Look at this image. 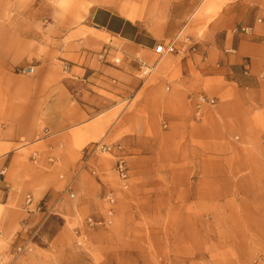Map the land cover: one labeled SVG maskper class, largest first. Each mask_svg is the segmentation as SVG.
I'll list each match as a JSON object with an SVG mask.
<instances>
[{"label": "rangeland", "instance_id": "374dc122", "mask_svg": "<svg viewBox=\"0 0 264 264\" xmlns=\"http://www.w3.org/2000/svg\"><path fill=\"white\" fill-rule=\"evenodd\" d=\"M92 1L0 0V143L23 157L29 164L21 163L28 181L37 182L7 185L9 171L2 167L1 197L13 206L27 194L44 200V207L56 201V212L46 218L42 210L37 211L39 216L23 219L28 227L26 248L15 259L7 254L4 260L15 264H264V151L254 145L255 138L241 149L234 129L229 136L207 142L190 138L189 127L196 129L195 121L201 119L191 118L189 106L185 111L176 106L167 127L162 115L145 120L135 113L125 117V109L139 108L140 96L128 80L127 86H132H126L128 95L106 113L97 114L95 120L110 119L93 139L121 140L127 147L126 189L111 172L107 154L100 157L102 170L107 171L103 182L84 174L75 197L70 196L71 190L65 192L67 178L60 177L68 166L39 165L42 155L35 149H45L36 145L43 134L41 100L57 77L74 89L77 79L72 67L84 61L79 62L72 43L87 36L83 23ZM115 55L121 57L119 52ZM182 63L181 58L172 62L178 70L174 77L181 76ZM31 66L33 72L25 71ZM155 75L148 77L149 82L156 80ZM204 92L192 89L188 96ZM254 121L264 130V117L257 115ZM11 138L13 143L5 142ZM41 179L53 192L40 193L48 186ZM106 190H115L117 214L109 225L86 228V245H77L75 227L85 228L88 215L102 217ZM75 203L80 216L73 211ZM4 244L0 237V255L7 251Z\"/></svg>", "mask_w": 264, "mask_h": 264}, {"label": "crops", "instance_id": "0c3cea01", "mask_svg": "<svg viewBox=\"0 0 264 264\" xmlns=\"http://www.w3.org/2000/svg\"><path fill=\"white\" fill-rule=\"evenodd\" d=\"M84 19L83 26L88 28L86 38L76 45L72 43V47L77 48L79 62L84 61V64L72 67L77 79L74 89L68 88L67 82L57 77L55 86L42 98L43 134L36 145L45 146V149H35L41 152V167L68 166L60 174L62 179L67 178L65 192L71 190L69 194L75 195L84 174L103 182V174L107 171L102 170L100 157L106 153L95 152L86 166L84 159L96 141L93 138L108 126L110 119L105 116L95 120V117L106 113L128 95L129 81L134 84L136 95L140 93L137 98L139 108L125 109V117L135 113L145 120L147 116L158 118L162 115L164 127H167L176 106H182L183 111L189 106L191 118L201 119L195 121L196 129L192 125L189 127L190 138L207 142L229 136L234 129L238 132L241 149L252 144L255 138L254 145L264 151V130L254 121L257 115L264 117V0H95L87 6ZM241 26H249L252 31H235ZM169 41H173L180 51L159 57L155 47ZM86 43L89 46H85ZM101 52L103 58L99 56ZM117 52L121 57L115 55ZM115 57L120 58L119 62L114 61ZM139 57L154 65L147 76L155 73L154 82H149L151 76L145 81L138 78L136 58ZM178 58L183 62L179 68L181 76L174 77L178 70L172 62ZM192 89L206 91L205 94L217 99L216 104L203 106L200 115L196 116V96H188ZM53 94L55 97L51 99ZM99 140L123 143L121 140ZM5 142L13 143L14 138ZM4 147L0 143V169L5 168L10 175L6 184H36L27 179L21 163L24 167L29 164L23 157L11 146ZM123 153L128 158L125 145ZM46 155L53 156L54 160ZM109 161L112 168L114 160L110 155ZM93 167L97 169V175L91 173ZM39 182L48 185L40 193L53 192L46 180ZM3 185L0 181V205L3 206L0 209V237H4L3 248L7 251L0 255V263L8 264L10 260L3 257L13 256L16 246L28 237L26 218L32 219L40 213L33 210L32 204L29 206L31 211H27L25 199L15 204L17 207L10 199L3 200ZM64 196L65 193L62 198ZM102 201L100 210L104 216L107 206L104 196ZM114 210L116 215V205ZM73 211L80 216L77 203ZM20 218L26 220L21 222Z\"/></svg>", "mask_w": 264, "mask_h": 264}, {"label": "built area", "instance_id": "2783aa9c", "mask_svg": "<svg viewBox=\"0 0 264 264\" xmlns=\"http://www.w3.org/2000/svg\"><path fill=\"white\" fill-rule=\"evenodd\" d=\"M241 30L243 32L249 33L252 31V28L249 26H241L235 28V31ZM180 49L176 48L173 41H169L166 43H160L155 47V52L158 53L159 57L168 54V53H174L179 52ZM100 58L104 57L103 52L99 54ZM120 58L115 57L114 61L119 62ZM137 62L139 65L138 68V76L142 79L146 78L149 74L152 73L154 69V65L149 64L144 58H137ZM34 68L27 67L25 71L28 73L33 72ZM166 89H169V86L166 85ZM217 102V99L213 96H209L205 93H199L196 95L195 98V114L196 116L200 115L201 109L205 105L214 106ZM124 145L121 142H115V143H109L105 142L103 140H97L92 143V145L89 147L86 157L84 159V166L89 164V159L92 154L95 152L98 153H106L113 157L114 163L112 166V170L116 174L117 178L120 182V187L122 189L128 188L129 185V166L128 161L126 158V154L123 153ZM34 162L38 161V154L34 153L32 157ZM50 160H54L53 156L50 157ZM5 170H2L1 172H4ZM91 173L94 175H97V169L91 168ZM74 194H70V196H73ZM105 200L107 202V207L105 210V215L99 218H96L93 215H88L84 218V227H75V234H76V244L79 246H85L88 241V232L86 228L94 227V226H106L112 223L113 216L115 214L114 205L116 202V193L115 190H108L105 194ZM25 203L27 205V211H31V207H29L31 204L33 205L34 211H42L44 217L46 218L47 215L51 213L56 212V201L54 203L49 204V206H46V202L44 200H35L31 194H27L25 197ZM38 229V228H37ZM26 244H20L16 246L15 251L13 252V259H15L17 256L22 254V252L25 250ZM1 264V263H0ZM8 264H15L14 261L10 262Z\"/></svg>", "mask_w": 264, "mask_h": 264}]
</instances>
